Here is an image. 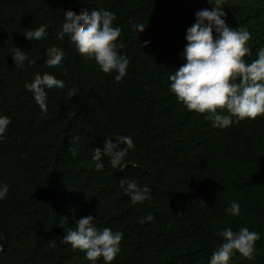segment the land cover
Instances as JSON below:
<instances>
[{
	"label": "trees",
	"instance_id": "obj_1",
	"mask_svg": "<svg viewBox=\"0 0 264 264\" xmlns=\"http://www.w3.org/2000/svg\"><path fill=\"white\" fill-rule=\"evenodd\" d=\"M211 7L209 0H0V115L11 119L0 141V182L10 186L0 200V264H90L62 242L87 215L98 228L123 233L111 264H209L224 227L260 233L253 260L237 253L228 264H264V115L213 127L169 90L171 72L185 63L194 14ZM92 9L114 13L121 29L118 52L129 65L119 83L67 37L56 38L64 11ZM223 10L229 27L251 33V55L243 59H256L264 47V0ZM139 23L142 33L133 27ZM41 25L48 26L46 39H25ZM53 46L65 53L67 76L46 63ZM13 48L36 62L17 68ZM37 73L66 84L48 90L46 113L25 88ZM118 136L135 143L128 166L113 168L103 157L96 170L94 148ZM121 180L147 185L151 199L133 204ZM232 201L240 204L237 217L225 211ZM148 213L154 219L142 223Z\"/></svg>",
	"mask_w": 264,
	"mask_h": 264
},
{
	"label": "clouds",
	"instance_id": "obj_2",
	"mask_svg": "<svg viewBox=\"0 0 264 264\" xmlns=\"http://www.w3.org/2000/svg\"><path fill=\"white\" fill-rule=\"evenodd\" d=\"M210 9H201L195 15V22L186 30V46L183 50L185 63L169 76V90L189 111L206 113V119L213 122V127L227 128L244 119H255L264 115V47L259 48L257 58L251 62L243 59L251 55L247 46L251 33L245 28H231L226 23V13L219 0H209ZM64 22L56 38H68L76 51L87 59L94 60L99 70L105 74L117 73L115 82L119 83L127 74L129 59L118 52L123 45L118 42L121 34L119 27H114V13L105 9H92L79 16L72 10L63 13ZM138 33L145 30L142 23L133 26ZM48 26L41 25L24 34L28 41L46 39ZM145 41L141 47L147 46ZM17 68H24L25 62L31 66L36 61L29 59L26 51L13 48L10 54ZM47 65L54 67L67 76L63 68L65 53L56 46L47 50ZM26 90L42 112H47L48 90H64L63 80L49 73L34 74ZM11 119L0 115V141ZM124 145V147H121ZM130 150H135L131 136H118L115 140L105 139L103 147L93 150V161L96 170L103 168L102 158L107 157L113 168L124 169L128 165L125 158ZM120 187L130 197L133 204L143 203L151 199V189L147 185H139L135 180H121ZM10 186L0 182V200L9 193ZM232 217L241 213L238 201H232L225 209ZM154 219L151 213L146 214L143 222ZM223 242L212 253L209 264H228L230 258L239 253L249 261L255 258V244L260 240V233L240 227L233 231L231 227L219 230ZM123 233L110 228L100 229L92 215L82 217L69 228L62 242L84 253L90 264L103 260L111 264L120 253ZM3 247L0 246V253Z\"/></svg>",
	"mask_w": 264,
	"mask_h": 264
},
{
	"label": "rangeland",
	"instance_id": "obj_3",
	"mask_svg": "<svg viewBox=\"0 0 264 264\" xmlns=\"http://www.w3.org/2000/svg\"><path fill=\"white\" fill-rule=\"evenodd\" d=\"M243 1H247V2H250L252 0H219V3L221 6L223 7H228L230 6L231 4H234V3H240V2H243Z\"/></svg>",
	"mask_w": 264,
	"mask_h": 264
}]
</instances>
